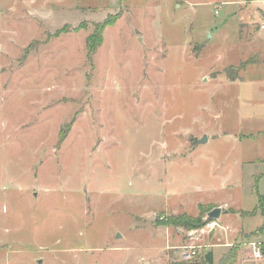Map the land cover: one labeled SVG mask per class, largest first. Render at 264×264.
Returning <instances> with one entry per match:
<instances>
[{"label":"rangeland","instance_id":"rangeland-1","mask_svg":"<svg viewBox=\"0 0 264 264\" xmlns=\"http://www.w3.org/2000/svg\"><path fill=\"white\" fill-rule=\"evenodd\" d=\"M257 1L0 0V264H264V90L201 79L252 53L257 25L230 50L208 33ZM226 203L254 233L224 257L172 225Z\"/></svg>","mask_w":264,"mask_h":264},{"label":"crops","instance_id":"crops-1","mask_svg":"<svg viewBox=\"0 0 264 264\" xmlns=\"http://www.w3.org/2000/svg\"><path fill=\"white\" fill-rule=\"evenodd\" d=\"M250 4L253 5V8L245 9L244 13L242 14V22H240L238 26L236 25V28H235V31H233V34L229 33L227 35L226 34L224 35L221 29V30H218L217 32L218 34L216 35L211 36V34L209 33L208 35L210 36L209 41H213L216 38H218L220 42L221 40L226 42L225 45L226 47L228 46L229 50L230 48H232L233 45H235L233 48L236 49V47L239 44L241 46L243 43V39H244V35L242 33L243 26L245 27L249 25V28L252 29V26L257 25V26H254L253 30H251V33L249 34V38L247 39V41H249V44L252 43L254 45V50L252 51V53L248 54L249 55L248 57H242V58L239 57V60L235 62V64L228 65L226 63H223L219 71L212 69L209 72H207L209 73V76L207 75V73L203 74L201 77V79L205 80L203 82L205 83L209 81L219 82V79H224V81L229 83L231 86L232 85L237 86V89H241L240 87H242V86L238 87V84H243L246 86V90L248 91L250 90V87L257 88L259 91L264 90V82L262 83V81L260 80L251 81L250 79L244 78V77H252V74H254L255 72H258V76L260 72L264 74V66H262L264 65L263 64L264 63V38H263L264 33L261 32L259 29V26L264 22V1L260 0L259 2L257 1L254 4H252V2L244 3V5H247V6H250ZM220 8L216 10V14H219L217 12L219 11ZM227 23L229 22L226 21L225 25ZM237 63H239L240 65L244 63H249V64L248 66H246V68L243 71L239 73L238 79L236 81H232L231 79H229L227 70L231 67L236 68ZM262 95H263V98L259 99V105L264 110V93H262ZM263 122H264V119H263ZM261 135H264V130L259 132L258 136H261ZM243 137L244 136H241V139ZM250 137L254 139L256 136L254 135ZM251 168H253V171L251 172L250 177L254 179V184L261 188V183L264 182V173H261V174L258 173L257 169H254L255 165H252ZM258 192H259V199L261 197L264 199V193L262 195L260 191ZM260 202H261V199H260ZM216 207H221L223 209V212H224V208L226 209L225 210L226 219H224L223 222H220V220L218 221L219 228H217L214 232L217 235L221 236L220 238L221 242H219L218 245H215V246L222 247V249L227 250L223 254V257H224L226 254H228L230 249H232V247L234 246L233 243L231 242L233 239L235 240L239 235L242 236V234L248 235V234L254 233V232L245 230V222H244L246 218H249L248 216H251L248 214L245 215V213H252V212H246V211H243L242 209L241 210L236 209L233 205L228 204V203H226L224 206H221V205H211L210 206V208H213V209ZM258 208L259 206L256 208V210ZM221 216L223 217V215ZM242 253L243 252H240V255ZM214 254L215 253L213 252V259H214Z\"/></svg>","mask_w":264,"mask_h":264},{"label":"trees","instance_id":"trees-1","mask_svg":"<svg viewBox=\"0 0 264 264\" xmlns=\"http://www.w3.org/2000/svg\"><path fill=\"white\" fill-rule=\"evenodd\" d=\"M114 24H116V21L112 20V19H107L105 21V23H103L102 25H99V27L96 28V30L94 31V33H92L87 40V51L89 53V58L92 59L98 52V50L100 49V47L102 46L103 42H104V37L103 34L104 32L110 28L113 27ZM249 63H244L240 66H238L237 68L235 67H231L227 70V74L229 76V79H231L232 81H236L238 79L239 73L241 71H243L246 66H248ZM261 210H262V214H264V199L261 197ZM213 208L210 209V211L206 212L205 215L203 216H199L196 219H189L188 217H184L183 219L179 220H173L172 221V225H174L175 227H183V228H187L188 230H192V229H196V227H202V226H206L208 225V223H210L209 221H207V214L209 212H211ZM237 257V252H234L233 254V259L235 261ZM205 260L209 261L210 264H214L213 261V252H210L206 255Z\"/></svg>","mask_w":264,"mask_h":264},{"label":"built area","instance_id":"built-area-1","mask_svg":"<svg viewBox=\"0 0 264 264\" xmlns=\"http://www.w3.org/2000/svg\"><path fill=\"white\" fill-rule=\"evenodd\" d=\"M264 1V0H262ZM219 13V11L217 12ZM260 31L264 33V22L263 24H261V26L259 27ZM219 227L218 222H211L207 225V228L210 229V231L215 232V230ZM191 248H186L184 253H183V258L186 261H190L193 258L192 252L190 251ZM261 254L258 252V254H256V258L260 257Z\"/></svg>","mask_w":264,"mask_h":264},{"label":"water","instance_id":"water-1","mask_svg":"<svg viewBox=\"0 0 264 264\" xmlns=\"http://www.w3.org/2000/svg\"><path fill=\"white\" fill-rule=\"evenodd\" d=\"M208 141L207 139H204L203 142ZM223 213V209L221 207H216L214 209L211 210V212H209L207 214V221L211 222H217L221 219V215ZM209 224V223H208Z\"/></svg>","mask_w":264,"mask_h":264}]
</instances>
